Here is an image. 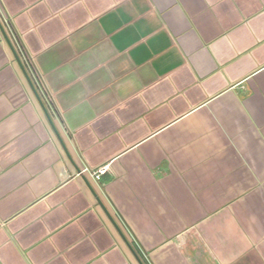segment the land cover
<instances>
[{
  "label": "crops",
  "instance_id": "0c3cea01",
  "mask_svg": "<svg viewBox=\"0 0 264 264\" xmlns=\"http://www.w3.org/2000/svg\"><path fill=\"white\" fill-rule=\"evenodd\" d=\"M3 18L35 76L0 27V264H264V0Z\"/></svg>",
  "mask_w": 264,
  "mask_h": 264
},
{
  "label": "built area",
  "instance_id": "2783aa9c",
  "mask_svg": "<svg viewBox=\"0 0 264 264\" xmlns=\"http://www.w3.org/2000/svg\"><path fill=\"white\" fill-rule=\"evenodd\" d=\"M1 27L4 30V32L6 33L7 36H10V42L13 45V47L16 49V52L18 54V56L20 58L23 59V61L25 62V66L28 69V71L33 74V76H35L34 74V69L33 66L30 62V59L27 56V52L24 49V46L22 45V43L20 42L19 37L17 36L16 31L14 30L11 21L9 20V18H3V20L0 21ZM37 84H38V88L39 91H41L42 96H44L46 99L48 98V94L46 92V90L43 88V86L38 82L37 78L35 77ZM108 171V167L107 166H101L99 168L96 169H87L86 172H88L90 174V176L95 180V181H100L102 179V177L107 173Z\"/></svg>",
  "mask_w": 264,
  "mask_h": 264
},
{
  "label": "water",
  "instance_id": "95a60500",
  "mask_svg": "<svg viewBox=\"0 0 264 264\" xmlns=\"http://www.w3.org/2000/svg\"><path fill=\"white\" fill-rule=\"evenodd\" d=\"M0 27H1V24H0ZM1 30H2V33L4 34L5 38H6V39L8 40V42L10 43V41H9V39H8V37H7V35H6V33H5L4 30L2 29V27H1ZM10 44H11V43H10ZM14 52H15V51H14ZM15 55H16V59L18 60L19 64L21 65V67H22V69H23V71H24V73H25V76H26V78H27L29 84L32 86L33 90L35 91V93H36L37 96L39 97V95H38V93H37V90H36V88H35V86H34V84H33V82H32V79L29 77L28 73L25 71V69H24V67H23V65H22V62H21L20 58L17 56L16 53H15ZM39 99H40V97H39ZM48 117L50 118L49 114H48ZM109 217L111 218L112 222L114 223V225L117 227V229L119 230V232H120V233L122 234V236H123L122 231H121L120 228L117 226V224L114 222L113 218H112L110 215H109ZM123 237H124V236H123ZM129 247H130V249L132 250V252L135 254V256H136L137 260L139 261V263H140V264H143L142 261H141V259L138 257V255H137L136 252L134 251V249H133L130 245H129Z\"/></svg>",
  "mask_w": 264,
  "mask_h": 264
}]
</instances>
